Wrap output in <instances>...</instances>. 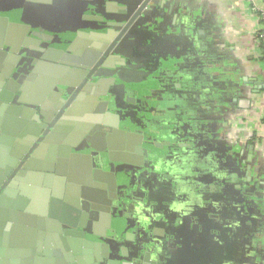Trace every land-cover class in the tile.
Returning <instances> with one entry per match:
<instances>
[{"label":"crops","instance_id":"1","mask_svg":"<svg viewBox=\"0 0 264 264\" xmlns=\"http://www.w3.org/2000/svg\"><path fill=\"white\" fill-rule=\"evenodd\" d=\"M0 1L3 8L12 11L10 22H31L28 31L17 28L10 31L7 26L2 28L0 24V42L8 38L12 46L18 42L19 36L25 35L31 38L34 47L50 48L51 43L44 40L49 36L54 37L51 42L58 41L70 47L71 37L78 41L75 49H79V53L86 50L85 53L90 54L102 47L109 33L108 23L101 22V18L93 13L95 9L90 3L83 7L78 0ZM107 1L110 3V0ZM115 6L122 10L127 8L136 11L140 6L142 9L121 40L127 46L126 56L119 51V46L114 52L118 57L127 58V87L133 94V102H142L145 106L142 109L133 108L129 114L130 120L135 126L143 114L144 134H153L160 141H169L173 137L179 141L177 137L185 136L197 145L196 151L193 148L190 155L185 154L188 156L168 152L167 158L164 155L165 160L160 155V159L153 162L152 165L157 167L175 161V165L173 163L168 168L174 176L170 191L176 199L178 195L180 200L176 201L175 206L167 204L165 207L177 211L181 216L175 219L176 224L169 230L168 236L159 240L150 236V242L149 238L146 239V250L136 258L135 264H264V65L259 41V34L264 31V0H117ZM24 7L29 8L26 9L27 13L16 17L15 14ZM90 7L94 10H90ZM74 10H77L78 15L71 19ZM4 11H1L0 16H5ZM30 16L40 17L42 23H35ZM101 29H105L106 33ZM2 45L0 99L3 95L10 101H2L7 105L0 106V129H4L5 123L11 126L19 124L20 130L12 131L18 135L26 134L25 137L29 138L33 131L31 118L37 114L41 122L45 121L54 108V102L47 97L48 93L55 87L64 89V86L60 84L61 80L55 81L43 72H33V78L20 79L19 67L30 64V61L18 58L25 51L22 49L17 54L12 53V46L5 45V42ZM31 53L33 56L40 54L36 50ZM11 66L16 72L13 74L14 79L9 74L11 92L8 93L5 92L8 85L6 72ZM120 69L117 68V71ZM42 79L55 81L47 93L40 84ZM98 103V98H91L85 105L93 109ZM116 115L119 116V113ZM103 116L104 124L99 126L102 132L99 133L101 137L100 141L97 139V145L94 135L91 142L88 141V146L69 147L72 154H80L81 158H67L66 174L71 180L67 179L66 183L79 185L84 193V190L89 189L97 193L100 190L96 187L102 186L103 181L107 180V174L104 175V171L98 168L95 156H100L105 163H111L110 152L115 153L118 145L121 146L120 151L128 147L119 137L122 133L119 123L115 125L107 120L106 115ZM109 125L113 127L110 131L106 127ZM124 126L130 138L134 134L130 131L131 125ZM88 128L85 125L81 132ZM48 130L42 131L40 136L52 134L53 131ZM4 135L6 132H0L1 146ZM65 137L56 135L53 138L54 143L44 150V157L36 160L32 169L20 177L11 187L5 202L0 205L2 264H12L14 261L17 264L27 261L45 264L46 259L51 263L61 261L65 264L66 261L71 264L67 258L61 260L54 257L58 249L57 242L63 246L54 219L57 216L62 220L63 231L72 229L69 224L77 225L79 231H85L78 225L80 211L76 213V209L70 205L69 209L59 210L55 207L48 191L51 193L52 187L55 189L56 180L47 179L48 174L41 177L38 172L42 163L49 166L50 162L51 166H55V161L53 163L49 157L54 151L53 147H56L57 152L65 145ZM7 138L13 140H10L11 144L13 142L11 148L16 152L17 148L25 146L23 138L10 135ZM35 148L37 146L34 144L31 150L34 152ZM132 150L130 146L127 148L128 152ZM6 151V156L12 158L10 149ZM126 156L130 158L129 154ZM60 157L57 153V159ZM119 161L124 163V160ZM173 165L181 167V174ZM186 168L190 169L191 175H185ZM154 171L149 168V172ZM232 172H235L234 175ZM239 181L248 190H255V195L251 197L241 193V187L235 185ZM180 184L186 187L182 188ZM214 186H218L220 191H215ZM58 187L61 188V185ZM215 192L218 193V199L209 195ZM229 192L234 195L233 201L232 198L224 199V193ZM235 195L243 201L237 202ZM195 213L203 216L205 221L194 216L195 222L188 224L182 217ZM148 222L145 219L142 222V235L149 236L151 232L146 225ZM107 231L106 228L105 233ZM61 234L64 235L63 232ZM90 234L98 237L91 231ZM237 235L242 236L241 245L234 243ZM98 242L106 244L103 237ZM152 245L153 252L150 251ZM32 248L44 252V255H32ZM20 250L25 252L18 255ZM57 251L61 253L59 249ZM126 263L124 259L117 262Z\"/></svg>","mask_w":264,"mask_h":264},{"label":"flooded vegetation","instance_id":"2","mask_svg":"<svg viewBox=\"0 0 264 264\" xmlns=\"http://www.w3.org/2000/svg\"><path fill=\"white\" fill-rule=\"evenodd\" d=\"M116 1L117 0H110L109 3L107 0H92V2H90L89 0H78V2H80L83 7L93 4L92 6L95 10L91 7L90 10H94L93 13L101 18L102 23L103 21H106L108 23L109 28L107 29V31H109V33L111 30H113V32L110 33V35L109 33L106 34L108 35L106 37L107 40H105V38L102 42V47L98 50L93 51V53L86 54V50L79 53V49H75V52H71L72 56L70 57V59L64 58V56L61 57L64 60L68 61V63H70L71 69L78 71V75H76V78H69V80L67 79L68 82L75 83L74 85H70V91L67 96L63 91H57L58 93H55L57 87L53 88V90L48 93L47 97L54 102V108L52 110V114H48V120L41 122L45 124V127L43 128L41 123L38 124V127L41 129V131L50 129L51 132L58 127H62V124H60L61 122H69V125L67 127L72 128L70 132L62 134L59 130H57V133H54V136L57 135L58 137L66 135V137L63 139L64 142H66L70 140L69 137L71 136V134H77L79 132L81 133V130L85 125L89 126L88 133L85 135V137L76 145H71L74 148H82L85 147V145L88 146V141L91 142L90 139L94 137V142L96 143V145L97 142L100 141L99 137H101V134L99 136V133L102 132V129H99V126H103L104 124L103 122L99 123V121L101 120L100 116L106 115L107 120H110V122H114L115 125L119 123L121 128L119 130L122 131L121 135L118 134L119 137L127 143L126 146H130L131 148H133V150L128 152V147H125L123 151H120L119 149L121 146L118 145L117 151H115V153L114 151L110 152L109 158L111 163H108V161H106V163L103 162L104 160H101L100 156L96 155L95 157H97V163H99L98 168L104 171V175L107 174V177L105 176V179H107L108 181L105 180V182L103 181L102 186L96 187L100 190L97 191V193H93V191H91L90 189L88 191L84 190L85 193L82 190L81 198H77V196L74 195L73 192H71V194H68L69 187L68 183H66V187L64 188L65 193L63 195L64 198L62 199V202H64L66 205H70L73 209H76L77 211L75 210V212L80 211L81 218L79 222L81 225H83L86 231V237L88 239L91 238V240H93L95 243L101 244L99 254L104 264H117L120 259L126 260V264H135L137 261L136 258L139 255H143L144 251L146 250V247L148 245L146 239L151 236L156 237L159 240L164 238L165 236H168L169 230H172V228L175 226L174 224H176L175 219L178 216H181V214H178L177 211L169 210L166 209L167 207H165L168 206L167 204H173V206H175L176 201L180 200L178 195L176 199L174 193L170 191V187L173 185L171 181H173L174 176L173 172L171 173L168 168L173 163L175 165V161H170L167 162V165L164 164L163 166L162 164L161 166L157 167L152 165L153 162H156V159L159 160L160 155L162 157V160H165V157L167 158L166 153L168 152L177 155L189 154L191 153V150L193 148L196 151L195 147L197 145H194L193 142H191L192 139L186 138L185 136H183L182 138L177 137L179 141H176L174 137L170 138L169 141H160L153 134H144V130L142 128V122L144 120L143 114L138 118L140 119L139 124H135V126L130 120L129 114L133 108L142 109L143 107L145 108V106H143L144 104L142 102L140 104H138V102H133V94L127 87L128 71L126 69L127 58H125V51L127 50V46L126 43H121V40L123 36L128 33L129 27L132 26L133 21L137 18L142 9L140 6L136 11H133V9L128 10L127 8L122 10L115 6ZM26 13L27 11L25 12V14ZM77 15V10H74V13H71L70 18L74 19L75 16L77 17ZM39 19L40 17L33 18V21L37 24H40L42 23V21H40ZM101 31H104V33H106L105 29H101ZM23 37H17L18 42L15 43V46H12L11 49H17L19 52H21L20 50L23 49L26 52L22 54V61L23 59L28 60L30 61V64L26 63L24 64V66H20L18 71L20 79H29L34 72V69H31V67L36 68L38 65L36 66L35 62H42L43 56L47 54L48 47H34V45L30 41L31 38L26 37L25 35ZM69 40L71 41V47L75 39L70 37ZM54 43L60 44V42L58 41H55ZM48 44L52 45L53 42H48ZM60 47L65 50H69L70 48L66 44H62V46ZM117 48L119 49V51H122L123 55H125L124 57H121V55L120 57H118V55L114 54ZM35 50L37 52H40L41 55L39 54V56H33L31 51ZM117 68L121 69L117 71ZM7 71L8 72H6V77L8 78L7 84L9 85L11 79L10 76L12 75L11 77L13 78V74H15L16 70L11 66ZM52 97L55 98L53 99ZM71 98L73 101L70 104V108L66 109V105ZM91 98H98L99 100V103L93 109L92 106L87 107L85 105V103L87 101H90ZM64 99H66V101H64ZM116 113H119V116H115ZM52 115L53 117L51 118L50 116ZM31 119V121L33 122V117ZM119 120H121L122 122H120ZM121 123H124V125H131L130 131L131 133H134L131 134L133 137L130 135L129 138L126 135L125 126ZM106 127L109 131L113 129V127H111L110 125ZM74 130H76L77 132H74ZM26 138L27 137H23V140H25ZM33 145L34 143L28 146L30 147V150ZM12 149L13 152L14 148ZM30 150L28 148L25 154L22 153V151L18 152V154H24L26 158V156H28L30 152L32 153V151ZM88 152H90V150ZM124 154H129L130 158H128V156ZM11 155L13 156L12 159L16 158V156H14L13 154ZM119 159L124 160V163L120 162ZM150 161L152 163H150ZM186 161H189V159H186ZM9 165L11 164H7L6 167L1 168L0 175H3L2 173L4 172L6 173L7 168L10 167ZM109 165H111V167H108ZM149 168H153L155 169V171L149 172ZM174 168L178 172L181 169V167L178 165L174 166ZM164 169L166 170L164 171ZM189 170L190 169L188 168L184 170L187 173L185 175H191V172H189ZM235 172H232V175H234ZM178 174L181 173L179 172ZM97 175L100 176L99 174ZM16 176L17 174L13 172L11 174V179H7V175H5V177L3 178L0 177V181H2L3 183L0 188L4 185L5 188L9 186V184L14 181ZM108 176L110 177L108 178ZM98 178V180H101V177ZM159 178L161 179L160 181ZM202 178L205 179V176H202ZM232 179L230 178L231 181H233ZM235 185L241 187V193L244 192L246 195L248 194V196L251 197L255 195V190H248L249 188H245L242 182L239 181ZM56 186L57 183L55 182V189L62 190V188H57ZM183 186L184 188L186 187L184 184H180V187L183 188ZM154 187L156 188L154 189ZM176 187L178 188L179 185L176 184ZM214 187L216 189L215 191H220V188L218 186ZM52 188L54 189V187ZM53 189L51 190V193L54 192L55 189ZM202 194L204 195V193ZM209 195H212V198L214 197L215 199H218V193L216 192ZM233 196L234 195H232V193L230 192L224 193V199L226 200H230L228 198H232L233 201ZM235 196L236 198H234L237 202L243 201L238 195ZM51 198L55 199V196L51 194ZM65 198H69L70 201L67 202ZM77 199L79 201L78 205L76 204ZM56 207L59 210L62 209V206L60 205H57ZM194 216H197L201 221H205V218L198 213L188 215L184 214L182 217H184L186 223L189 224V222H195L196 217ZM144 219L145 221L149 220V222L146 224L147 228L151 229L149 236L142 235L140 231L141 229H143L142 222ZM106 228L109 230L107 231V233H105ZM90 231L93 232V234H97L98 237L90 234ZM100 237H103L106 240V244H103V242H98ZM150 240L151 238L148 239L149 242ZM128 241L131 242V244H129ZM234 241H236L234 243H239V245H241L243 241L242 236L239 237V235H237L236 240ZM63 248L65 249V247ZM153 249L154 248L152 245L150 251L153 252ZM60 251V254L62 255L60 257L61 260H66L65 255L68 254L72 255V257L77 262L79 260V257L80 259L86 261V257L88 256L87 253L92 251L91 255L94 259L93 264H96L98 261L97 255L95 253L97 252L96 244H84L82 248H80V250H77V252L73 251L72 249L69 252L67 250ZM86 251L88 252L85 253ZM30 252L34 256L44 255V252H40L38 249L34 248H32ZM114 260H116L117 262H114ZM137 263L139 264V262Z\"/></svg>","mask_w":264,"mask_h":264},{"label":"water","instance_id":"3","mask_svg":"<svg viewBox=\"0 0 264 264\" xmlns=\"http://www.w3.org/2000/svg\"><path fill=\"white\" fill-rule=\"evenodd\" d=\"M71 1H74V0H71ZM26 9H27V7H24V9L21 12L15 14V16L16 17H21L23 14H25ZM4 10H6V11H4ZM1 11H4V13H5V16H0V24L2 25V28L7 26L9 28V30L13 29V28L14 29L17 28V29L25 30V31L30 30L31 22H29L28 20H26V21L22 20L21 24L10 22L11 18L13 17L12 11H11L10 8H3L2 3L0 1V14H1ZM86 35H88V34H86ZM103 37L105 38L106 36L104 35ZM53 39H54L53 36H49V37L44 38V40L47 41V42H51V41H53ZM3 42H5V45H7V46H12V45H10L8 38L3 39ZM3 42L2 41L0 42V48H2V46H3L2 43ZM77 44H78V41H75L72 44V46L69 48V50L67 49L68 51L64 52L62 47H60V46H62L61 43L60 44L53 43L50 46V48H47V54H51L53 56L49 57V55L46 54V55L43 56L42 62H39V63L35 62L36 66L38 65L37 66L38 68L36 67L34 69V72H39V73L43 72V74L49 76V78H52L55 81L61 80L60 84L64 86V89L57 88L56 89V93L63 91V92H65V95L67 96L69 91H70V85H74L75 84L74 82H68V80H69V78L70 79L71 78H76V75H78V71L71 69L70 63H68V61H66L63 58L58 57V56L62 55V57L64 56V58L70 59V57L72 56L70 54V52H75V48H76ZM57 47H60L61 49L57 48ZM11 52L12 53L16 52V54H17L18 50L13 48V49H11ZM18 56H19L18 58H20V57L22 58L23 57L22 55H18ZM59 58H61V59H59ZM67 65H69V66H67ZM71 76H74V77H71ZM33 77L34 76L32 75L31 78H33ZM55 81L53 82V81L48 80V79H42V81H40V84L44 88V91L47 93V91H49L53 87V84L55 83ZM12 83H15V82L13 81ZM6 88L7 89H6L5 92L10 93L11 92L10 86L6 85ZM52 98L54 99L55 97H52ZM2 101H6V103H8L10 100H9V98H6L5 96L2 95L1 99H0V106L7 105L6 103H4ZM64 101H66V99H64ZM72 101H73L72 98L68 101V103L66 105V109L70 108V104H71ZM103 118L104 117L100 116L101 120L99 121V123L103 122V120H104ZM33 120L34 121L31 124L32 128H33V131H31L32 136L29 137V138L27 137L25 140H22V143L25 144V146H21L20 148H17V152L16 151L12 152V148L11 147L13 145V142L11 144V141H13V140L7 138V136L8 135H10V136H18L20 139L25 137L26 134L25 135L24 134L18 135L15 132L12 131V129L20 130V128L18 127L19 124H17L18 126H16V125L11 126V125H7V123H5L4 129H2V130L0 129V132H3V133L6 132V135H4V137L2 139V143H1L3 145L2 146L0 145V171H1V168L6 167L7 164H11V165H9L10 167L7 168L6 173L5 172H4L5 174L2 173L4 176L0 175V177L3 178V177H5V175H7V179H11V174L13 172L15 174H17V176L15 177L14 181L11 184H9V186H7L5 188V185H4L3 187L0 188V205L5 202V200L7 198V195L9 196V194H10L11 187L16 184V182L20 179V177H22L28 170L32 169L31 166H32V164H34V162L36 160L42 159L44 157L43 156L44 155V150L47 148V146H50L49 145L50 143H54V139H53L55 137L54 133H57V130H59L62 134H65V133H68V132H70L72 130V128L67 127L69 125V122H61L60 124H62V127H60V128L58 127L57 129L52 130L53 132L49 136H47L45 134L44 136L40 137V133L42 132L41 129L38 127V124L41 123L40 118L36 114L34 116ZM47 120L48 119H46V121ZM41 125H42L43 128L45 127V124L41 123ZM48 131L50 132V129ZM86 131H88V130H85V131H83L81 133H77V134H75V133L71 134V136L69 137L70 140L66 141L65 145L62 146L60 151L56 152V150H57L56 147H53L54 151H53L52 155L49 157V160L53 161V163L55 161V166H51L50 162H49V166H47L48 164L42 163L41 170L38 171L40 173L41 177H43V174H46V175L48 174L47 175V179H53L54 180V178H55L56 183H57V186H56L57 188H58V185H61L62 190L55 189L53 193H50V191H48L49 194H52L53 196H55V199L51 200V202L53 203V205L55 207L57 205H60V206H62L63 209L64 208H68L69 209V206L66 205L64 202H62V199L64 198V196H63V186H66L67 179L69 181L71 180V178H69L67 176V174H66V166H67L66 158L68 156H72L73 158H76V159L81 158L80 154H76V155L72 154L71 153V149L69 147L71 145H76L77 143H79L85 137V135H86L85 132ZM74 132H77V131L74 130ZM37 137H38V139H37ZM60 137L63 138L64 136H60ZM32 143H34L37 146V148H35L36 150L34 152H33V150H31L32 153L30 152V154L28 156H26V158H25L24 154L28 150V148H29L28 146H30ZM6 149L7 150L10 149V154H13L14 156H16V158L12 159L10 156L7 157L6 153H8V152L6 151ZM19 151H22V153H24V154H18ZM57 153H59V156H61L60 159L59 158L57 159ZM13 167H14L15 171H14ZM2 184H3L2 181H0V186H2ZM101 185H103V184H101ZM68 187H69V191H68L69 194H71V192H73V194L76 195L77 198L78 197L81 198L82 188H80L79 185L77 186V185L68 184ZM65 200L67 202L70 201L69 198H65ZM76 204L77 205L79 204L78 199H77V203ZM76 213H79V212H76ZM60 220L61 219H59L56 216L55 219H54V222L56 223V231H58L59 235L61 236L60 238L63 241V246L65 247V249L63 248V246L59 242H57V248L58 249L63 250V251L67 250L68 252L72 249L73 251L77 252V250H80V248H82V246L84 244L85 245H89V244L95 245L96 244L97 252H95V253H96L97 258H98L97 264H100V262H103L102 258L100 257V254H99L100 253V249H101V244L100 243H95L93 240H91V238L88 239L86 237V232L84 230H82V231L80 230L79 231L78 228H77V225H74V224H69V226H71V228H72L71 230L63 231L62 230V225L60 223L62 220L61 221ZM64 224H67V222H65ZM79 227L80 228H84L83 225H79ZM61 232H63L64 235H62ZM56 238H57V241H58V237H56ZM27 247H30V245H27ZM23 252H25V251L24 250L23 251L20 250L17 254L21 255ZM87 252L88 251H86L85 253H87ZM11 253L13 254L14 252H11ZM11 253L9 252V254H11ZM89 253H90V255H89ZM89 253H87L88 256L86 257V261L80 259V257H79L78 262L80 264H93L94 263L93 262L94 259H93L92 255H91L92 251H90ZM61 256L62 255L60 254V252L56 250V254L54 255V257H59L60 258ZM49 257H52V255H49ZM65 257L71 261V264H76L77 261H75V259L72 257V255H68L67 254V255H65ZM44 261H45V264H63L61 261H58L57 263H54L53 261L51 263L50 261H48V259H46ZM64 262H65V264H67L66 261H64ZM0 264H2L1 261H0ZM12 264H17V263H15V261H14ZM22 264H32V262L31 261H27V262H24ZM36 264H43V263L42 262L39 263V261H38V263H36Z\"/></svg>","mask_w":264,"mask_h":264},{"label":"trees","instance_id":"4","mask_svg":"<svg viewBox=\"0 0 264 264\" xmlns=\"http://www.w3.org/2000/svg\"><path fill=\"white\" fill-rule=\"evenodd\" d=\"M264 48V41L260 42V52H261V61L264 62V53H262V50ZM263 54V56H262Z\"/></svg>","mask_w":264,"mask_h":264},{"label":"built area","instance_id":"5","mask_svg":"<svg viewBox=\"0 0 264 264\" xmlns=\"http://www.w3.org/2000/svg\"><path fill=\"white\" fill-rule=\"evenodd\" d=\"M259 41L262 42L264 41V31H262L260 34H259ZM262 53H264V48L262 50ZM263 56V54H262ZM263 65H264V62H263Z\"/></svg>","mask_w":264,"mask_h":264}]
</instances>
